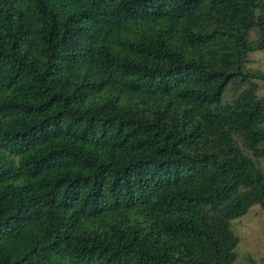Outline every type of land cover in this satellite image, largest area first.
I'll use <instances>...</instances> for the list:
<instances>
[{"label": "trees", "instance_id": "obj_1", "mask_svg": "<svg viewBox=\"0 0 264 264\" xmlns=\"http://www.w3.org/2000/svg\"><path fill=\"white\" fill-rule=\"evenodd\" d=\"M259 51L264 0H0V264H236Z\"/></svg>", "mask_w": 264, "mask_h": 264}, {"label": "rangeland", "instance_id": "obj_2", "mask_svg": "<svg viewBox=\"0 0 264 264\" xmlns=\"http://www.w3.org/2000/svg\"><path fill=\"white\" fill-rule=\"evenodd\" d=\"M247 69L251 72H264V51L250 55V62ZM258 85V94L264 98V82L254 80ZM247 89L231 87L227 90L224 99L231 103ZM264 169V160L261 161ZM233 231L239 238L237 248L236 264H264V209L260 206L253 207L243 218L233 222Z\"/></svg>", "mask_w": 264, "mask_h": 264}]
</instances>
